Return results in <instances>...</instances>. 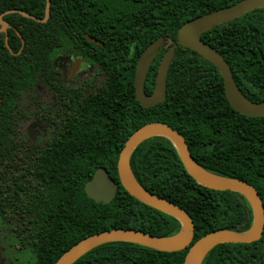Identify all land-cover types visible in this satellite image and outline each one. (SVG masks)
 Returning <instances> with one entry per match:
<instances>
[{"label":"trees","instance_id":"obj_1","mask_svg":"<svg viewBox=\"0 0 264 264\" xmlns=\"http://www.w3.org/2000/svg\"><path fill=\"white\" fill-rule=\"evenodd\" d=\"M236 1L51 0L45 22L17 12L3 17L10 26L0 33V216L21 246L35 252L36 264H53L74 243L105 229L171 235L182 228L178 218L140 201L120 182V151L148 122L174 127L203 167L251 183L264 205V116L244 115L232 106L212 62L178 46L166 99L151 107L136 99L133 85L138 57L150 42L162 36L170 43L185 21ZM45 6L46 0H4L0 12L18 8L43 18ZM85 33L102 44L89 41ZM202 39L224 55L250 99L264 100V8L217 25ZM62 50L76 51L95 66L75 88L56 81L54 63ZM163 51L148 71V93ZM41 81L49 83L52 98L44 105L42 99L34 101L39 112L28 106V97L37 96ZM30 111L44 124L34 136L24 126ZM99 166L119 183L109 203L97 202L85 191ZM130 166L140 184L192 216L193 241L185 249L166 251L113 240L91 248L73 264H184L189 247L204 234L218 228L242 231L252 223L253 210L244 195L199 184L163 135L143 140L133 150ZM263 263L264 230L250 243L217 244L201 262Z\"/></svg>","mask_w":264,"mask_h":264},{"label":"water","instance_id":"obj_2","mask_svg":"<svg viewBox=\"0 0 264 264\" xmlns=\"http://www.w3.org/2000/svg\"><path fill=\"white\" fill-rule=\"evenodd\" d=\"M50 2L46 0L45 16L39 18L25 10L11 8L0 13V32L6 31L9 23L3 19L8 13H20L36 21L45 22L50 14ZM264 8V0H238L230 5L220 7L185 21L177 31V39L167 40L159 36L150 42L138 57L133 80L136 99L144 107H151L164 102L167 96V76L170 64L175 56L176 48L181 46L196 51L203 58L212 62L220 71L227 99L240 113L248 116H264V100L250 99L239 87L233 76L231 66L224 55L215 47L202 39V34L222 23L233 20L245 12L256 8ZM89 41L102 42L85 33ZM158 64L155 85L152 92L145 89V81L155 57L162 51ZM1 104V98H0ZM163 135L170 139L179 152L187 172L199 183L218 190H232L241 193L250 202L253 220L246 230L237 231L229 228L214 229L198 238L188 249L184 264H201L205 255L214 246L226 242L250 243L261 238L264 230V205L258 189L251 183L210 171L203 167L193 156L189 145L178 130L162 121H152L137 128L126 140L118 157V174L121 184L140 201L160 209L178 218L182 228L171 235H155L135 228L114 227L90 234L65 250L53 264H73L81 255L91 248L113 240H126L160 250L177 251L188 247L194 238L195 225L192 216L177 203L160 196L147 188L134 176L130 166L133 150L145 139ZM119 183L116 182L104 166H99L92 177L85 183L87 195L97 202L109 203L116 195ZM264 264V263H263Z\"/></svg>","mask_w":264,"mask_h":264},{"label":"flooded vegetation","instance_id":"obj_3","mask_svg":"<svg viewBox=\"0 0 264 264\" xmlns=\"http://www.w3.org/2000/svg\"><path fill=\"white\" fill-rule=\"evenodd\" d=\"M0 1L3 2L4 0H0ZM5 1H8V0H5ZM225 6H227V5H225ZM222 7H224V6H222ZM6 10H8V9H6ZM6 10H4V11H6ZM4 11H2V12H4ZM2 12H0V13H2ZM9 26H10V24H9ZM9 26H7L6 31H2V32H7ZM54 64H55V67L57 70V79L58 80H56V81H58V83L61 84V86H63V87H68V86L73 87V88L77 87L78 83L80 81L84 82L86 80V78L95 69L94 64L91 63L88 58H85L84 56L79 55L76 51H67V50L59 51L56 55ZM97 75L100 79L104 78V75L102 73H97ZM38 88L39 89H45V93L43 96H41L39 94ZM50 89L51 88H50V85L48 82L41 81L37 85V89H36L37 96L34 99H32V97H28V98H29V100H31V103L32 102L34 103V101H36L37 99H43V101L45 99L49 100L52 98V93H51ZM40 122H41V119L39 121H36L35 123H40ZM41 125H42V127H44V124H41ZM19 245L21 246L20 243H19ZM21 247H24V246H21Z\"/></svg>","mask_w":264,"mask_h":264},{"label":"rangeland","instance_id":"obj_4","mask_svg":"<svg viewBox=\"0 0 264 264\" xmlns=\"http://www.w3.org/2000/svg\"><path fill=\"white\" fill-rule=\"evenodd\" d=\"M38 92L43 96L45 89L38 88ZM44 103H47L46 99L42 102V105H44ZM30 104L28 106L33 110L37 109L39 112L42 111L37 104ZM38 116L35 114V111H30V116L24 121V126L30 127V133L33 136L39 133V130L44 128L42 127L41 122L35 123L40 120ZM19 243V239L14 233L11 225L5 222L0 216V264H36L37 258L35 252L30 247H21Z\"/></svg>","mask_w":264,"mask_h":264},{"label":"bare ground","instance_id":"obj_5","mask_svg":"<svg viewBox=\"0 0 264 264\" xmlns=\"http://www.w3.org/2000/svg\"><path fill=\"white\" fill-rule=\"evenodd\" d=\"M199 262H200V258L197 260L196 264H199Z\"/></svg>","mask_w":264,"mask_h":264}]
</instances>
